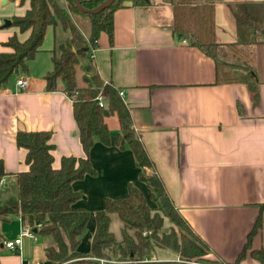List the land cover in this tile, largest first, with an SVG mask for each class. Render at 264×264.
<instances>
[{
  "label": "crops",
  "instance_id": "0c3cea01",
  "mask_svg": "<svg viewBox=\"0 0 264 264\" xmlns=\"http://www.w3.org/2000/svg\"><path fill=\"white\" fill-rule=\"evenodd\" d=\"M58 3L66 6L65 0ZM28 5L29 0H0V51L11 49L2 45L9 35L15 34L18 40L28 35V30L3 25L6 18L21 15ZM212 8L217 42L243 45L259 41L264 45V0H217ZM171 16L170 2L154 0L138 5L124 0L123 6L112 11L110 38L105 31L96 35L91 63L103 81L123 90L121 99L132 128L151 161L143 170H152L160 177L178 214L208 245L205 257L232 264L259 216L237 264H260L249 252L264 248V75L259 72L255 101L242 82L214 81L213 60L170 28ZM71 19L87 38V17L74 13ZM66 34L59 26H46L27 69L13 70L0 86V159L4 170L0 203L15 196L14 174L26 168L22 161L25 149L15 144L16 130H49L53 167L62 155H84L69 95L59 79L55 89L45 88L50 49L56 38L61 40ZM81 76L82 72L77 86L83 84ZM23 77L26 85L22 89L15 80ZM104 121L110 131L109 143L94 138L88 152L93 173L71 182L79 192L73 205L88 211L77 245L83 252L89 250L93 213L101 209L106 197L126 195L130 182L144 196L149 192L138 179L130 148L114 142L117 116L107 115ZM38 225L28 212L13 213L1 221L0 264L50 263L44 246L51 239L36 232ZM115 225V232L109 230L119 238L120 221ZM20 226L30 227L35 238L23 237L19 248L6 249L2 241L13 238ZM166 226L163 222V228ZM153 254L149 259H178L177 253L164 247H155Z\"/></svg>",
  "mask_w": 264,
  "mask_h": 264
},
{
  "label": "trees",
  "instance_id": "16d2710c",
  "mask_svg": "<svg viewBox=\"0 0 264 264\" xmlns=\"http://www.w3.org/2000/svg\"><path fill=\"white\" fill-rule=\"evenodd\" d=\"M100 1L80 0L86 8L94 7ZM130 1L139 5L143 0ZM169 1L172 16L168 25L178 36L187 39L188 43L213 60L214 81L242 82L247 85L255 101L261 76L252 58L241 52V44L220 43L213 38L212 6L217 0ZM65 2L66 6L63 7L58 0H29L28 7L21 15L10 17L9 24L16 26L19 31L28 30V35L18 40L15 34H11L2 42V45H8L11 49L0 51V86L13 70L23 72L27 69V61L39 48L46 26H59L65 30L66 37L61 40L56 38L50 49L51 68L44 74L45 88L55 89L59 79L61 87L69 95L71 113L84 155H62L58 158V165L53 167L51 151L54 146L49 141L51 132L41 129L16 130L15 144L25 149L22 161L26 168L14 174L15 196L0 203V224L13 213H31L39 221L36 232L49 235L51 239V243L44 246L49 264H195L192 260L213 262L205 257L208 245L178 214L157 173L143 170L151 161L132 128L128 108L118 95V88L99 77L94 71L91 58L87 56L99 31H105L110 38L112 11L123 6L124 0H111L109 5L95 13L79 11L74 0ZM74 13L87 17L90 27L87 38L74 25L71 19ZM76 66L82 72L81 86L76 84ZM97 93L101 95V103L95 98ZM113 113L118 120L114 142L119 147L130 148L138 168V179L149 192L144 196L140 188L130 182L126 187V195L106 197L101 209L93 213L95 226L89 250L83 252L77 249V245L80 232L87 222L88 211L73 205L79 192L72 188L71 182L82 178L85 173H93L88 152L94 138L103 144L109 143L110 131L104 118ZM3 174L0 159V177ZM110 212H114L121 221L119 238L109 230ZM165 219L169 224L163 228ZM258 224L259 216L232 264H237L243 251L248 248L249 234ZM155 247L172 249L178 255L177 261L147 259ZM249 254L264 264V248H251Z\"/></svg>",
  "mask_w": 264,
  "mask_h": 264
},
{
  "label": "rangeland",
  "instance_id": "374dc122",
  "mask_svg": "<svg viewBox=\"0 0 264 264\" xmlns=\"http://www.w3.org/2000/svg\"><path fill=\"white\" fill-rule=\"evenodd\" d=\"M153 2L154 0H143L141 4H145L146 2ZM158 1H162L164 3H167L170 2L169 0H158ZM171 4V2H170ZM241 52H245L249 57L252 58V61H253V64L254 66H256V69L257 71L260 72V74H263L264 75V45L262 44V42H246V43H243V45H241ZM75 79L77 78V82H80V70H79V67L76 66L75 67ZM258 72V73H259ZM110 116V115H109ZM149 202V201H148ZM151 204V202H149ZM109 217L111 218V223L109 225V229L112 230V231H116V223L117 221L119 222L120 219L117 217V215L114 213V212H110L109 213ZM116 222V223H115ZM121 223V221H120ZM168 225L169 222L167 219H165L164 221V226L165 225ZM167 227V226H166ZM172 252H174L172 249H170ZM153 251H151V255H154L153 254Z\"/></svg>",
  "mask_w": 264,
  "mask_h": 264
},
{
  "label": "built area",
  "instance_id": "2783aa9c",
  "mask_svg": "<svg viewBox=\"0 0 264 264\" xmlns=\"http://www.w3.org/2000/svg\"><path fill=\"white\" fill-rule=\"evenodd\" d=\"M87 56L89 58H92V47L89 48L88 52H87ZM15 83L19 86V88H22L26 85V78H17L15 80ZM117 93L118 95L121 97L123 94V90L122 89H117ZM96 100L101 103V95L99 93H97L96 95ZM2 181V178L0 177V182ZM23 237H31V238H35L34 235V231L30 228V227H25V226H20L18 228V231L16 233V235L13 238H9V239H4L2 241L4 247L6 249L9 250H14L16 248H19V244L21 242V239ZM149 259V258H147ZM147 259H143V260H147ZM100 262H102V259H99ZM193 263L195 264H225V263H219V262H209V261H198V260H192Z\"/></svg>",
  "mask_w": 264,
  "mask_h": 264
},
{
  "label": "water",
  "instance_id": "95a60500",
  "mask_svg": "<svg viewBox=\"0 0 264 264\" xmlns=\"http://www.w3.org/2000/svg\"><path fill=\"white\" fill-rule=\"evenodd\" d=\"M74 1H75V5L79 11L89 12V13H95V11L109 5V3L111 2V0H102L99 3H97L96 5H94V7L86 8L81 4L80 0H74ZM9 22H10V20L8 18H6L3 22V25L9 24Z\"/></svg>",
  "mask_w": 264,
  "mask_h": 264
}]
</instances>
